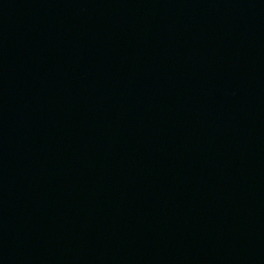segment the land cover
Wrapping results in <instances>:
<instances>
[{
	"label": "water",
	"instance_id": "95a60500",
	"mask_svg": "<svg viewBox=\"0 0 264 264\" xmlns=\"http://www.w3.org/2000/svg\"><path fill=\"white\" fill-rule=\"evenodd\" d=\"M0 264H264V0H0Z\"/></svg>",
	"mask_w": 264,
	"mask_h": 264
}]
</instances>
